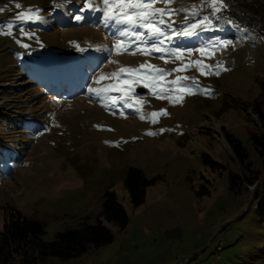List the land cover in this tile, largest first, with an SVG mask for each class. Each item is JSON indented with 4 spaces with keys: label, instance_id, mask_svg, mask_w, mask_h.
Listing matches in <instances>:
<instances>
[{
    "label": "rangeland",
    "instance_id": "1",
    "mask_svg": "<svg viewBox=\"0 0 264 264\" xmlns=\"http://www.w3.org/2000/svg\"><path fill=\"white\" fill-rule=\"evenodd\" d=\"M189 1L171 0L174 5L167 7L185 10ZM195 1L202 27L193 30L202 42L179 48L180 59L170 51L142 53L132 59L138 68L144 65L141 71L122 72L120 78L111 59L106 79L124 91L113 87L114 92L101 97L79 95L81 81L72 86L76 97L61 101L50 99V91L37 88L36 81L28 82L26 71H45L54 84L74 73L78 57L87 59L89 50L103 45L94 38L101 35L102 13L79 12L84 0H0V228L5 209L17 207L37 217L44 225L43 238L51 240L57 231L94 221L106 188L116 192L129 216L122 230L109 225L112 242L69 259L49 256L38 264H177L188 259L187 264H264V217L259 212L264 154L251 140L252 133L264 135L254 111L257 105L264 115V34L259 23L241 24L215 10L212 0ZM88 3L103 7L102 0ZM158 3L163 2L152 7ZM29 8L39 11L32 19H17ZM76 14L85 19L75 20ZM181 14L162 17L171 24V35L183 30L174 23ZM127 39L119 37L115 45L119 40L127 44ZM159 39L164 40L159 47L172 49L166 35ZM201 47L204 52L197 51ZM148 65L165 71L156 74ZM149 75H156L155 93L144 87ZM99 77H93L95 88L106 93ZM165 88L167 94H156ZM152 112L158 115L152 117ZM30 118L37 123L25 121ZM214 132L223 138L217 140ZM227 133L243 145L239 162ZM131 165L149 178L157 175L137 206L123 184ZM230 172L242 176L231 188ZM201 184L210 191L198 196Z\"/></svg>",
    "mask_w": 264,
    "mask_h": 264
},
{
    "label": "trees",
    "instance_id": "2",
    "mask_svg": "<svg viewBox=\"0 0 264 264\" xmlns=\"http://www.w3.org/2000/svg\"><path fill=\"white\" fill-rule=\"evenodd\" d=\"M220 2L221 6H218L217 0H215V7L213 8L229 14L235 22H247L251 25L260 24V28H264V9L263 13L260 11L263 6L261 0H246V3L243 2V0H220ZM189 4L190 6L187 9L181 11V17L175 18L176 21L174 23L178 24V29H188L194 34L185 36L182 34V30L180 34L171 35L170 28L165 25H160V27L164 29V33L167 37L168 48H185L202 42L194 30L190 28L191 24H196L197 22H199L197 26L202 27L199 19V12L197 10L200 4L198 2L196 4L195 0H190ZM212 4L213 0L211 1V5ZM167 5L168 4L158 3L154 8H165ZM172 5H174V3L171 2V6ZM193 12H197V14L192 17ZM182 18L186 19L182 20ZM113 23L114 21H109L108 25L104 24L103 27L98 26L101 35L94 38H97L98 41L103 43L102 46L98 47L99 51L93 52L88 49L89 57L87 59L78 57L76 60L74 70L79 71V80L84 83L80 94H87V96L94 95L88 92L89 86L95 88L93 77L97 73L99 76H105L104 73L106 69L111 67V59H113L116 71L119 73L118 78H120V73H122L119 72L122 65H124V68H131L134 66V69H138V71H135L136 73H139L142 69L138 68L137 63H134L132 59L138 57L142 53L146 54L150 51V48L133 45L131 52L128 54H121L120 49L117 48L113 50V45H115L116 39L120 37L118 31L124 28L130 29L127 44L132 43L134 40V37L131 35L133 31L145 33L146 29L141 28L139 25H121V28L113 31L111 27ZM232 23L233 22L230 24ZM248 27L251 26L248 25ZM206 32L208 33V30H206ZM121 58L125 62L120 61ZM78 61L80 63L79 65ZM150 69L151 71H155L156 68L152 67ZM27 76L26 79L28 82L32 84L35 81L37 82V84L34 83L37 85V88L41 87L46 91H50L48 93L50 99L62 101V98L65 97L68 91L70 92V85L67 82L60 81L58 85H54L55 80L49 74L41 72L40 74H27ZM67 79L76 83L74 76H70ZM50 83L52 86L48 88L47 84ZM100 85L107 86L106 95L114 92L111 91L113 87H110L113 85L112 82H109L106 78L100 79ZM258 107L255 105L254 111L258 114L260 128L264 133V115ZM25 121H28V123H37L33 118ZM225 137L235 158L238 162L241 161L244 156L242 143L238 138L232 136L231 133L225 134ZM251 140L253 144L256 145V149L259 153L261 155L264 154V135L257 136V134L252 133ZM206 161L210 162L212 165H218L216 161L210 159ZM156 178L157 175L150 178L145 176L142 169L137 166L131 165L127 167L123 184L128 191V196L132 205L137 206L145 201L146 188L154 183ZM241 179V174L230 172L228 177L230 188L237 185ZM248 181L251 180L249 179ZM209 191L210 190L205 184H201L200 188L195 190V193L201 196L209 193ZM259 212L261 216L264 217V202L259 206ZM128 220L129 216L125 208L119 201L116 192L111 188H106L101 193L99 211L94 221L89 222L85 220L79 227L57 231L54 238L51 240H45L43 238L45 233L44 225L37 217L25 215L17 207H7L0 228V264H38V262L49 258V256H55L60 259H69L79 256L87 251L90 246L99 248L112 242L113 233L109 225L122 230L126 227Z\"/></svg>",
    "mask_w": 264,
    "mask_h": 264
},
{
    "label": "snow or ice",
    "instance_id": "3",
    "mask_svg": "<svg viewBox=\"0 0 264 264\" xmlns=\"http://www.w3.org/2000/svg\"><path fill=\"white\" fill-rule=\"evenodd\" d=\"M71 0H65V3H69ZM158 2V0H102L103 7H95L88 3V0H84V7L79 9V12L84 11H91V12H101L102 13V23L105 25H108L109 21H114V23L111 25V27H116L117 25H129V26H135L139 25L141 28L146 29V33H141L139 31H133L132 36L134 37V40L132 43L127 44L124 40H119L116 45H113V50L119 48L121 50V54H128L131 52L133 45L135 46H149L150 45V51L148 54H151V51H155L158 53H163L170 51L176 59H180L181 53L183 50L179 48H172V49H164L159 47V44H163L164 40L159 39L160 37H163L165 35L164 29L161 28L159 25H166L168 28H171V24L165 21L162 17L165 15H170L174 11H183V9H171L168 7H165L163 9L161 8H153L152 4ZM159 2H163L165 4H170L171 0H159ZM63 5L61 4H55V8H60ZM16 8H20L21 6L19 4L15 5ZM212 7H215V0H213ZM4 9L0 8V11H3ZM218 10V9H217ZM39 11L33 10L31 8L25 10L24 12L17 13V19L24 20V19H32L33 18V12ZM35 19L39 20L42 19L41 16L36 15L34 16ZM74 19L77 21L84 20L85 17L76 14L74 16ZM7 28L11 29L13 25L11 23L6 25ZM191 29H196L197 24L193 23L190 25ZM240 31H246L245 29H238ZM21 32L25 35H28V33H24L21 29ZM183 35L189 36L193 35L194 33L189 31L188 29H184L182 32ZM118 35L120 37H128L129 36V29L124 28L123 30L118 31ZM228 44H231L232 41H228ZM25 47H27L25 45ZM189 53L193 51V49H187ZM197 51L204 52L205 48L201 47L197 49ZM161 59H165L164 56L160 57ZM196 64H200V61H194ZM144 65H140V68H143ZM149 68H152V65H148ZM179 69H173L172 71H178ZM211 70V66H210ZM120 72H133L138 71V69H131V68H120ZM165 70L157 68L155 70L156 74H162ZM203 74V73H202ZM112 76H116L117 73L113 72L111 74ZM107 77L100 76L99 79H105ZM156 79V75H149L145 76L144 80L147 81L144 83L145 88L153 87V92L155 93V87L153 86L154 81ZM180 78H177V81ZM185 79H189L185 77ZM192 79V84L196 85L198 87L197 81L195 78ZM177 81H172L171 83L175 84ZM99 80H97V83ZM110 87L116 88L117 91H124L125 89L120 88L118 85H111ZM205 91H210L208 89H205ZM88 92L95 94L97 97H101L102 95L106 94L104 89L101 88H94L89 86ZM157 95H165L167 94V89H162L160 93H156ZM110 100H112V103H115V100L111 97H109ZM175 102V101H173ZM129 106V105H126ZM161 113L166 114V110H160ZM121 115L124 113L121 112ZM152 117H156L158 115L157 112L150 113ZM155 122V121H153ZM161 132L164 131V129L160 130ZM149 135L152 133L149 132Z\"/></svg>",
    "mask_w": 264,
    "mask_h": 264
},
{
    "label": "bare ground",
    "instance_id": "4",
    "mask_svg": "<svg viewBox=\"0 0 264 264\" xmlns=\"http://www.w3.org/2000/svg\"><path fill=\"white\" fill-rule=\"evenodd\" d=\"M23 70H25V69H23ZM69 85H70V87H72V86H73V85H71V84H69ZM73 89H74V88H73ZM219 134H220V136H219V137L217 136L216 132H214V134H213L217 140H220V138H223V135H222V133H220V132H219ZM216 249L218 250V248H216ZM217 255H218V254H217Z\"/></svg>",
    "mask_w": 264,
    "mask_h": 264
},
{
    "label": "built area",
    "instance_id": "5",
    "mask_svg": "<svg viewBox=\"0 0 264 264\" xmlns=\"http://www.w3.org/2000/svg\"><path fill=\"white\" fill-rule=\"evenodd\" d=\"M216 248H218V250H220L221 249V245H217V247ZM217 256H219V253H218V255ZM189 262V259L188 260H185V261H183V262H178L177 264H187ZM212 264V263H211Z\"/></svg>",
    "mask_w": 264,
    "mask_h": 264
}]
</instances>
